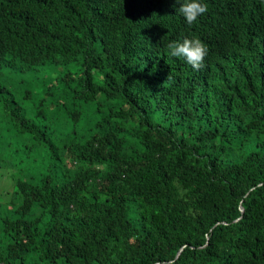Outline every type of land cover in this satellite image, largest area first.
<instances>
[{
  "label": "trees",
  "instance_id": "trees-1",
  "mask_svg": "<svg viewBox=\"0 0 264 264\" xmlns=\"http://www.w3.org/2000/svg\"><path fill=\"white\" fill-rule=\"evenodd\" d=\"M202 2L188 25L175 0H0V75L63 67L41 106L76 105L55 129L0 84V168L4 131L49 159L0 198V264H264V0Z\"/></svg>",
  "mask_w": 264,
  "mask_h": 264
},
{
  "label": "rangeland",
  "instance_id": "rangeland-1",
  "mask_svg": "<svg viewBox=\"0 0 264 264\" xmlns=\"http://www.w3.org/2000/svg\"><path fill=\"white\" fill-rule=\"evenodd\" d=\"M61 70L65 69L63 67L57 68L54 65H48L47 67L39 69L36 72H32V74L11 75L8 73H3L0 75V84L8 86L13 92H15L22 106L26 109L29 117L34 118L39 108H45L44 115L48 119L46 121L52 122L53 127L56 129L62 127L63 124H68L70 120L67 117V114L76 105L70 102H66V104L62 103L60 108L58 107V110H55L57 112L53 114L52 112L56 108L55 106H57V104H51L50 102H53L55 99L51 98L46 100L44 106H41L40 100L43 99V91L46 86L55 81ZM28 90L32 91V97L26 101H23L21 98L24 97L26 91ZM59 99L60 97H58L56 100ZM48 104L51 105L47 106ZM96 106L97 105L81 106L82 110L85 112L83 121H87L88 119L89 122L94 121V119L98 116L95 112ZM78 107L80 108V105H78ZM41 119H44V117H41ZM46 121H41V123L45 124L47 123ZM0 127H3L4 129L7 128V125L2 121L1 114ZM70 128L72 127L70 126ZM4 134L6 136L12 137L13 139L12 146L9 148L7 157L11 166L14 167V170L0 168V198L4 201H10L12 197L11 188L13 185V177L18 178L19 176L27 174L29 169L30 173L37 174L39 171H37L36 167L43 171L48 165L49 159L47 158L45 152H42L39 156L31 155L29 159L16 156L14 154L16 149H18L21 154L26 153V149L23 148V145H25L28 140L23 136L15 137L16 134L14 131H11L8 134L4 131ZM28 145H30V142Z\"/></svg>",
  "mask_w": 264,
  "mask_h": 264
},
{
  "label": "clouds",
  "instance_id": "clouds-1",
  "mask_svg": "<svg viewBox=\"0 0 264 264\" xmlns=\"http://www.w3.org/2000/svg\"><path fill=\"white\" fill-rule=\"evenodd\" d=\"M179 5L176 11L184 18L188 25H192L205 15L208 6L202 0H175ZM167 55L171 58L183 59L194 70L204 67L208 56L207 46L199 38H184L182 41H172L166 45Z\"/></svg>",
  "mask_w": 264,
  "mask_h": 264
},
{
  "label": "water",
  "instance_id": "water-1",
  "mask_svg": "<svg viewBox=\"0 0 264 264\" xmlns=\"http://www.w3.org/2000/svg\"><path fill=\"white\" fill-rule=\"evenodd\" d=\"M241 211L243 212V209H241ZM180 253H181V251L178 253L176 258H178L180 256Z\"/></svg>",
  "mask_w": 264,
  "mask_h": 264
}]
</instances>
